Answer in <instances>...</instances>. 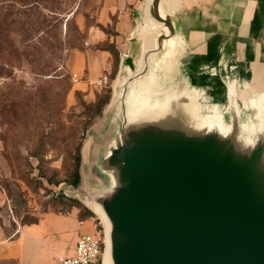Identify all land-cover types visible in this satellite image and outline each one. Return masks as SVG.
Wrapping results in <instances>:
<instances>
[{
  "label": "water",
  "instance_id": "1",
  "mask_svg": "<svg viewBox=\"0 0 264 264\" xmlns=\"http://www.w3.org/2000/svg\"><path fill=\"white\" fill-rule=\"evenodd\" d=\"M160 2L148 14L167 32L141 59L121 57L118 111L85 202L111 224L114 264H264V92L220 71L209 87L163 70L149 86L178 39Z\"/></svg>",
  "mask_w": 264,
  "mask_h": 264
},
{
  "label": "rangeland",
  "instance_id": "2",
  "mask_svg": "<svg viewBox=\"0 0 264 264\" xmlns=\"http://www.w3.org/2000/svg\"><path fill=\"white\" fill-rule=\"evenodd\" d=\"M58 1L54 15L44 3L31 12L35 13L29 22L40 26L39 35L27 43H22L21 35H12L18 52L27 50L33 54L32 45L39 54L34 51L35 58L30 60L12 58L11 64L0 62V192L5 198L0 216L10 229L35 223L46 213L79 210L80 217L85 215V198L98 188V181L90 173L91 157L118 111L113 82L122 78L125 69L119 70L120 59L115 67L113 57L111 81L107 87L97 89L92 101L80 93L69 98L75 81L74 74L70 75L66 69L70 50L66 44L76 43L77 47L71 51H84L86 34L78 43L75 31L65 25L79 0ZM10 8L4 2L1 22ZM77 13L71 18L76 27ZM90 16L85 14L88 24ZM108 91L109 102L99 116L95 115L90 107ZM79 145H82L81 181L74 189L67 181L71 179ZM61 198L73 200L75 207L71 208L70 202ZM96 227L102 231L104 240L103 223L96 221Z\"/></svg>",
  "mask_w": 264,
  "mask_h": 264
},
{
  "label": "crops",
  "instance_id": "3",
  "mask_svg": "<svg viewBox=\"0 0 264 264\" xmlns=\"http://www.w3.org/2000/svg\"><path fill=\"white\" fill-rule=\"evenodd\" d=\"M149 1H78L76 25L86 34V49L67 50L66 69L76 78L69 98L80 93L92 101L98 89L94 83L103 76L111 81L112 55L90 47L114 45L119 54V70L122 55L141 59L156 37L154 33L142 34L140 29L147 17ZM162 7L174 12L167 16L182 45L174 54L171 66L163 72L174 71L194 84L205 83L209 87L216 80L212 73L220 71L233 76L241 90L264 92V0H163ZM85 14H91L90 24ZM159 72L153 70L152 79L156 84ZM4 201L0 192V209ZM85 207L96 218L80 217L79 210L65 214L46 213L35 223L10 229L0 216V264H58L60 258L71 256L78 238L94 232L96 221H101L91 207Z\"/></svg>",
  "mask_w": 264,
  "mask_h": 264
},
{
  "label": "trees",
  "instance_id": "4",
  "mask_svg": "<svg viewBox=\"0 0 264 264\" xmlns=\"http://www.w3.org/2000/svg\"><path fill=\"white\" fill-rule=\"evenodd\" d=\"M4 2H8L11 8L4 14V20L1 22L0 20V62H4V64H11L10 59L14 58L19 60L20 57H23L26 60L34 59V51L39 54L38 49L34 46H30L33 50V54L29 51L18 52V48L15 47L14 41L12 40L13 34L21 35L22 43H27L32 40L36 35H39L41 32L40 26L35 23H30L29 19L32 11H34V7L41 5L44 3L46 6H50L48 8V12L52 15L56 14V6L58 5V0H0V19L2 15V9ZM76 11L71 13V16H68L65 21L66 28L70 26L72 30L75 31L77 35L78 43L83 40V34L78 28L75 26L73 20L71 19L73 15H75ZM23 19V20H22ZM21 20V21H20ZM21 22V23H20ZM67 49H75L77 47L76 43L69 42L66 44ZM94 50H104L108 51L113 59L114 66L118 67L119 65V54L115 49L114 45L103 44L97 45L93 48ZM110 93L109 91L106 93L103 99H99L93 106L90 108L94 109L95 115H100L103 107L109 102ZM81 149L82 145H79L76 149L74 155V168L71 174V179L67 181L68 185L72 188L76 189L81 181L80 177V165H81ZM63 201H69L70 207H75V202L73 200H66L65 198H61ZM65 214V213H64ZM84 218H92L93 214L89 212L87 209H84Z\"/></svg>",
  "mask_w": 264,
  "mask_h": 264
},
{
  "label": "bare ground",
  "instance_id": "5",
  "mask_svg": "<svg viewBox=\"0 0 264 264\" xmlns=\"http://www.w3.org/2000/svg\"><path fill=\"white\" fill-rule=\"evenodd\" d=\"M162 1L160 2L159 4V12H160V15L162 17L166 16V15H173L174 12L172 11H166L164 10V8L162 7ZM150 2L151 0L149 1V4H148V7L150 5ZM239 2V1H238ZM242 3V2H241ZM244 5V4H243ZM173 6H174V3H173ZM194 8V7H193ZM201 8V7H200ZM256 10V9H255ZM199 11V10H198ZM234 12V10H233ZM255 13V11H254ZM210 14V13H209ZM193 15V14H192ZM194 16V15H193ZM212 16V15H211ZM210 16V17H211ZM190 18V17H189ZM254 18V17H253ZM256 18H257V15H256ZM191 19V18H190ZM193 19V18H192ZM208 19V18H207ZM210 19V18H209ZM252 19V18H251ZM210 21V20H209ZM232 21V20H231ZM237 21V20H236ZM203 22V21H202ZM216 23V22H215ZM230 24V23H229ZM220 26V25H219ZM224 26V25H223ZM250 27V26H249ZM219 28V27H218ZM225 28V27H224ZM141 33L142 34H145V35H148V34H153L155 33L156 31H163L164 33H166V29L163 28L162 25H160L159 23H157L153 18H151L147 12V17L145 19V22L144 24L141 26ZM234 29V28H233ZM197 30V29H196ZM260 30V29H259ZM263 32V31H262ZM191 33V31H190ZM198 33V32H197ZM217 33V32H215ZM233 33V32H232ZM231 33V35H232ZM258 33V32H257ZM193 34V33H191ZM197 35V34H196ZM217 35V34H216ZM199 38H200V35H198ZM250 36V35H249ZM191 37V35H190ZM211 37V36H210ZM222 37V35H221ZM219 37V38H221ZM225 37V35H224ZM258 37V36H257ZM258 40H260L259 38H257ZM205 38V37H204ZM209 38V37H208ZM212 38H213V35H212ZM233 38V37H232ZM235 38V37H234ZM243 38V37H242ZM240 38V39H242ZM263 38H264V35H263ZM215 39V38H214ZM238 39V38H237ZM250 39V38H249ZM210 40V38H209ZM208 40V41H209ZM219 40V39H218ZM207 41V40H206ZM235 41V40H234ZM233 41V42H234ZM246 41V40H245ZM255 41V40H254ZM262 41V40H261ZM192 43V42H191ZM261 43V42H260ZM199 44V42H198ZM197 44V45H198ZM253 44V43H252ZM193 45V43H192ZM195 45V46H197ZM233 45V44H232ZM250 45H251V41H250ZM254 45V44H253ZM264 45V44H263ZM181 44H180V41L178 39H174L170 42H168L166 44V52L164 53L163 55V58L156 62L155 63V69H158V70H166L168 69L171 64H172V61H173V58H174V54L176 53L177 49H180L181 48ZM199 46V45H198ZM218 46V45H217ZM247 46V45H246ZM193 47V46H192ZM204 47V46H203ZM234 47V46H233ZM193 50V49H192ZM203 50V49H201ZM236 50V49H235ZM247 51V50H246ZM202 52V51H201ZM188 53V52H187ZM205 53V52H204ZM236 53V52H234ZM246 53V52H245ZM189 54V53H188ZM246 55V54H245ZM249 56V55H248ZM236 58V57H235ZM241 58V57H240ZM252 58V56H251ZM246 60V59H245ZM248 62V61H247ZM263 64V63H262ZM141 65H142V62L140 60L139 62V68L141 69ZM129 75V73L127 74V76ZM120 83V80H117L115 82V87ZM148 85H152L154 82H153V79L149 77L148 81H147ZM90 206V205H89ZM92 207L93 209V212L95 213L96 216H98L100 218V220H102V223L104 225V250H103V253H102V258H101V264H114L113 262V259H112V227H111V224L109 222V220L107 219L106 215L104 214L102 208L98 205H95V206H90Z\"/></svg>",
  "mask_w": 264,
  "mask_h": 264
},
{
  "label": "built area",
  "instance_id": "6",
  "mask_svg": "<svg viewBox=\"0 0 264 264\" xmlns=\"http://www.w3.org/2000/svg\"><path fill=\"white\" fill-rule=\"evenodd\" d=\"M75 79L73 75V80L75 81ZM94 85L103 89L109 85V79L107 76H103ZM103 244V233L99 227H96L94 232L79 237L73 254L60 258L58 264H99L102 258Z\"/></svg>",
  "mask_w": 264,
  "mask_h": 264
}]
</instances>
